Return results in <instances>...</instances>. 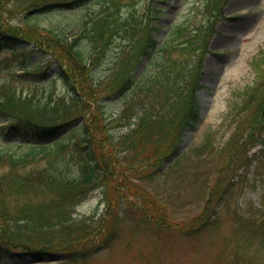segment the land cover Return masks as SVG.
<instances>
[{
    "label": "trees",
    "instance_id": "1",
    "mask_svg": "<svg viewBox=\"0 0 264 264\" xmlns=\"http://www.w3.org/2000/svg\"><path fill=\"white\" fill-rule=\"evenodd\" d=\"M90 1L93 2L0 0V50L22 55L18 65L24 69L29 54L35 50L43 51L51 58L48 67L55 63L61 66L60 76L69 88L74 103L70 107L71 112H79L74 117L63 109L57 116L62 122L45 123V118L38 122L32 117L15 114L12 108L19 105L20 96L14 92L6 95L7 106L0 104L4 114L17 120L1 126V133L5 136L17 134V141L29 131L33 137L31 142L21 143L19 154L0 146V165L9 162L15 168L10 176L16 187H39L45 196L36 205L24 203L23 207L15 210L0 207V259L27 256L38 262L80 264L110 247L119 236L117 229L122 220L118 217L109 219L107 213L113 203L112 190H120L115 196L116 203H124L122 198L126 190L120 182L124 179L123 172H136L135 163L140 161L155 166L150 173L152 177L156 175V170L162 169V173H167L177 164L179 154L181 156L179 145L186 128H194L199 120L204 60L218 23L227 18L224 9L228 0H201V18L191 26L183 22L174 24L162 43L154 37L157 28L153 22L160 19V12L153 6L155 0L148 3L143 13H140L141 1L135 4V1L127 3L128 0H98L100 8L86 12L83 20L76 25L78 29L70 34H59L54 29L37 24L35 31L28 30L25 24L7 29L2 26L5 11L14 13L19 8L24 13V19L30 22L37 14L47 11L88 10ZM125 10L128 15L123 17ZM138 15L142 18L139 19ZM118 38L124 39L126 45L113 57L109 52L118 48ZM53 44L65 46L66 52ZM173 51L189 58L176 56ZM145 55L150 57L149 64L141 75L135 76V70ZM258 57L264 58V52L253 60H256L255 69L262 77L264 61ZM108 58L115 64L122 59L118 66H114L111 78L106 80L105 88L100 92L98 86L104 76H101L99 67ZM155 61L159 65L157 73L150 72V66ZM75 67L83 70L94 68L86 92H79L72 82L71 74ZM24 72L44 78L47 70L37 68L34 72L27 69ZM88 72L91 74V70ZM258 84L264 87L262 79ZM256 87L252 86L246 92L254 91ZM109 97H118L123 102L121 113L116 116L107 113L105 100ZM242 104H249L247 96L243 97L240 106ZM256 109L257 115L264 118V93ZM79 118H83L80 123L77 122ZM262 126L263 122L249 131L240 123L226 144L230 147L229 151L227 147L216 144L210 130L197 148L196 155L201 158L228 153L231 165L246 167L252 161L249 150L263 141ZM114 127L117 129H112ZM97 129L104 134L103 138L98 136ZM76 130L80 134L73 138ZM244 154L246 159L241 164ZM42 158H46V165L36 171L21 173L17 168ZM220 186L219 182L212 185L205 198L211 199L214 195L212 189H216L220 201L232 189L233 182L219 189ZM97 188L103 190L106 211L99 216L75 217V206ZM144 199L140 207L142 215L156 224L167 223L166 208L154 200ZM148 204L154 206L147 207ZM148 210L152 212L151 217ZM215 212L203 207L198 217L180 224V232L189 235L193 230L198 234L209 227L214 228ZM261 224L264 226V221Z\"/></svg>",
    "mask_w": 264,
    "mask_h": 264
},
{
    "label": "rangeland",
    "instance_id": "2",
    "mask_svg": "<svg viewBox=\"0 0 264 264\" xmlns=\"http://www.w3.org/2000/svg\"><path fill=\"white\" fill-rule=\"evenodd\" d=\"M133 1L135 4L141 1L142 7L140 5L139 8H142L140 13H143L151 0L126 2ZM201 3V0H155L153 6L160 12V19L153 22L157 28L155 39L159 43L165 41L174 24L183 22L191 26L197 22L201 18ZM100 6L98 0H93L90 1L88 10L47 11L37 14L30 22L24 19V13L17 8L14 13L5 11L1 21H5L3 29L25 24L28 30L35 31L34 26L37 24L54 29L59 34H70L78 29L76 25L83 20L86 12L97 10ZM225 13L229 18L217 25L204 60V86L199 91L200 119L195 129L186 130L179 145L181 156L179 154L177 164L167 173H162V169L156 170V175L152 174L154 177L150 173L155 166H148L140 161L135 163V168L138 169L136 172H123L124 179L120 182L126 190L122 198L124 203H116L115 196L120 190H112L113 203L107 213L109 219L118 217L122 220L117 229L119 236L110 247L80 264H264V226L261 224L264 221V118L257 115L256 109L264 93V87L258 84L261 79L264 82V68L260 77V71L255 69L256 60L253 62L256 55L264 52V0H228ZM127 15L125 10L123 17ZM137 17L142 18L141 15ZM123 40L118 38V48L109 52L112 53L110 55L116 57V52L123 49L126 45ZM53 46L66 52L63 45ZM173 53L189 58L179 51ZM22 57L12 51L0 50V104L7 106L5 97L14 92L20 96L19 105L12 108L15 114L32 117L38 122L44 118L48 119L45 123L62 122L61 118H57L58 114L63 109L71 112L70 107L74 103L71 101L69 88L60 76L61 66L55 63L48 67L51 58L43 51L35 50L28 55L29 60L24 69L18 65ZM258 59L264 61V58ZM149 61V56L142 57L135 76L141 75ZM119 62L115 64L110 58L103 60L99 68L104 77L98 91L105 88L106 80L111 78L110 73ZM158 66L157 61L152 63L150 72L157 73ZM37 68L47 70L44 78L23 73V70L34 72ZM93 72V67L86 70L77 67L72 69V82L79 92L88 90L86 85L91 83ZM252 86L256 89L246 92ZM244 96L248 97L249 104L240 106ZM105 102L107 113L113 116L121 113L123 102L118 97H109ZM71 113L74 117L79 115V112ZM16 121L0 109V126ZM81 121L83 118L77 120L78 123ZM261 122L263 141L249 150L252 161L248 166L231 165L228 153L197 157V148L203 143L206 132L212 130L216 144L227 147L226 144L240 123L250 131ZM1 132L0 128V146L11 152L18 153L22 150L21 143L27 144L33 140L31 131L20 141L15 140L17 134L5 136ZM79 134L76 130L72 137L77 138ZM97 134L104 137L99 129ZM227 148L229 151L230 147ZM222 150L226 152L224 148ZM245 159L244 154L240 163ZM45 165L46 158H42L17 168L25 173L36 171ZM14 170L9 162L0 165V207L15 210L23 207L21 205L24 203L36 205L42 202L45 196L41 194V188L21 189L13 184L10 173ZM5 174L8 176L4 177ZM218 182L221 184L219 189L231 182L233 187L220 201L217 199L219 194L216 196V189H212L214 195L212 200L209 199L210 202L205 195ZM144 197L166 208L167 223L156 224L142 215L140 207L145 202ZM106 205L103 190L97 188L75 206L74 215L78 218L96 214L99 216L106 211ZM150 205L153 204H148L147 207ZM203 207L210 212L216 211L214 228L209 227L198 234L193 230H190L189 235L180 232V224L198 217ZM148 214L149 217L152 216L149 210ZM30 259L27 256L5 257L0 259V264H75Z\"/></svg>",
    "mask_w": 264,
    "mask_h": 264
}]
</instances>
